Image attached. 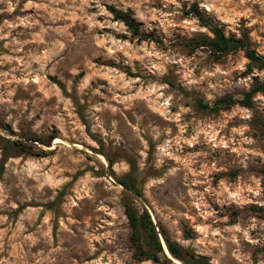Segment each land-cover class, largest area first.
Segmentation results:
<instances>
[{
	"label": "rangeland",
	"instance_id": "rangeland-1",
	"mask_svg": "<svg viewBox=\"0 0 264 264\" xmlns=\"http://www.w3.org/2000/svg\"><path fill=\"white\" fill-rule=\"evenodd\" d=\"M194 8L264 57V0H0V264H160L134 258L126 205L209 264H264V93L198 105L264 70L190 46L211 36Z\"/></svg>",
	"mask_w": 264,
	"mask_h": 264
},
{
	"label": "trees",
	"instance_id": "trees-1",
	"mask_svg": "<svg viewBox=\"0 0 264 264\" xmlns=\"http://www.w3.org/2000/svg\"><path fill=\"white\" fill-rule=\"evenodd\" d=\"M109 10L114 15L115 20L122 22L133 34L140 35V25L131 13L122 12L113 7H109ZM194 12L202 25L209 29L211 36H200L192 40L189 44L190 46L204 48L218 59L230 53L243 50L246 52V56L253 66L260 70H264V57L260 56L255 50H253L247 41L235 36H227L221 27L206 19L197 8H194ZM147 36L148 37L145 38H153V35ZM257 93H264V82L253 86L250 91L244 94L243 99L226 97L218 100L213 106L209 103H203V100L200 99L198 101V105L203 110H211L214 112L229 109L237 104L243 107H251L252 99ZM12 144L16 150L20 152L29 153L33 156H45L44 153H37L32 148L19 141ZM6 160L7 157H4L0 165V177L5 171ZM120 183L125 188L134 191L141 196V194L137 191L135 179H133L131 174H128L125 178L120 180ZM125 210L132 229L131 240L135 250L134 258L137 261H154L160 264H169L171 263V257L169 255H171L183 264H209L206 258L192 253L178 243L174 242L164 228H158L154 224L147 210H139L138 208L130 205H126ZM161 239H163L169 255L165 252Z\"/></svg>",
	"mask_w": 264,
	"mask_h": 264
}]
</instances>
